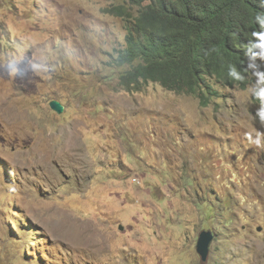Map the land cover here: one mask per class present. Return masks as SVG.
Wrapping results in <instances>:
<instances>
[{
	"label": "rangeland",
	"instance_id": "rangeland-1",
	"mask_svg": "<svg viewBox=\"0 0 264 264\" xmlns=\"http://www.w3.org/2000/svg\"><path fill=\"white\" fill-rule=\"evenodd\" d=\"M120 4L0 0V264H264L257 77L125 90Z\"/></svg>",
	"mask_w": 264,
	"mask_h": 264
},
{
	"label": "trees",
	"instance_id": "trees-1",
	"mask_svg": "<svg viewBox=\"0 0 264 264\" xmlns=\"http://www.w3.org/2000/svg\"><path fill=\"white\" fill-rule=\"evenodd\" d=\"M107 12L127 21L126 46L115 64L125 90L157 83L175 93L197 96L201 105L216 95L214 85L245 86L262 49L253 32H264L255 16L259 0H132ZM146 1V2H145ZM230 66L243 79L229 75Z\"/></svg>",
	"mask_w": 264,
	"mask_h": 264
},
{
	"label": "clouds",
	"instance_id": "clouds-1",
	"mask_svg": "<svg viewBox=\"0 0 264 264\" xmlns=\"http://www.w3.org/2000/svg\"><path fill=\"white\" fill-rule=\"evenodd\" d=\"M259 2L261 5V11H260V13H257V15L255 16V21H256L258 27L264 29V0H259ZM252 34L254 36H256L258 41H259V43L256 46H258L262 49V51L260 52V54L258 56L256 63L260 66H264V60L261 58L264 55V32H253ZM33 68L35 70H39L38 65H33ZM229 75L231 77H233L235 80L243 79L241 76H239L235 72V70L232 66H230ZM255 75L257 77V85L254 88H248L247 91H248V93H252L254 95L255 99L259 102L260 107L256 111V117H259L261 125H264V86H260L262 83H264V72L257 71V72H255ZM253 78L254 77H252V79ZM214 86H216V85H214ZM217 86L224 87L223 89L230 87V86H221V85H217ZM235 86L240 87V85H235ZM219 92L217 91L215 96H217L218 98H224L223 93L221 91H219ZM53 100H56V99H53ZM53 100H51V101H53ZM56 101H58V100H56ZM50 102H49V105H50ZM58 102L61 103L60 101H58ZM63 107H64V105H63ZM63 111H64V109H63ZM245 135H246V137L250 143L256 145L257 147L264 148V132H260V131L256 130L254 132H247ZM253 137H255V138L253 139Z\"/></svg>",
	"mask_w": 264,
	"mask_h": 264
},
{
	"label": "water",
	"instance_id": "water-1",
	"mask_svg": "<svg viewBox=\"0 0 264 264\" xmlns=\"http://www.w3.org/2000/svg\"><path fill=\"white\" fill-rule=\"evenodd\" d=\"M50 106L57 113H61L64 109L63 105L56 100L51 101ZM213 239L214 233L212 230L204 229L200 231L196 242V251L202 260H206Z\"/></svg>",
	"mask_w": 264,
	"mask_h": 264
}]
</instances>
